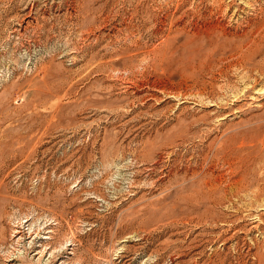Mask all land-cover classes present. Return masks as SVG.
I'll return each instance as SVG.
<instances>
[{"label":"rangeland","instance_id":"rangeland-1","mask_svg":"<svg viewBox=\"0 0 264 264\" xmlns=\"http://www.w3.org/2000/svg\"><path fill=\"white\" fill-rule=\"evenodd\" d=\"M0 264H264V0H0Z\"/></svg>","mask_w":264,"mask_h":264},{"label":"bare ground","instance_id":"bare-ground-1","mask_svg":"<svg viewBox=\"0 0 264 264\" xmlns=\"http://www.w3.org/2000/svg\"><path fill=\"white\" fill-rule=\"evenodd\" d=\"M218 199V198H217ZM218 201H220V200H218ZM218 205V204H217Z\"/></svg>","mask_w":264,"mask_h":264}]
</instances>
